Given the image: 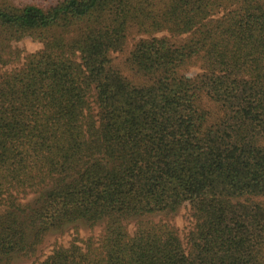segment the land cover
<instances>
[{"label":"trees","instance_id":"trees-1","mask_svg":"<svg viewBox=\"0 0 264 264\" xmlns=\"http://www.w3.org/2000/svg\"><path fill=\"white\" fill-rule=\"evenodd\" d=\"M14 1L0 69L42 49L0 73V264L79 223L101 232L33 264H264V0ZM130 25L191 37L140 41L133 86L109 59ZM182 208V234L149 219Z\"/></svg>","mask_w":264,"mask_h":264},{"label":"rangeland","instance_id":"rangeland-1","mask_svg":"<svg viewBox=\"0 0 264 264\" xmlns=\"http://www.w3.org/2000/svg\"><path fill=\"white\" fill-rule=\"evenodd\" d=\"M33 1H42V0H33ZM19 2H29V0H16L13 3ZM224 13L223 10H219L218 13L214 15L215 18L221 16ZM191 36L189 35H181L174 36L166 30L158 31V32H143L139 30L137 27L130 25L127 28L125 34V42L122 46L121 50L117 52H113L110 54V65L117 70L126 81H128L133 86H141L146 81L143 80L141 76L136 75L133 71L130 70L128 66V58L131 52L134 50L135 46L142 40L151 39V38H164L169 41V43L175 47L180 44H184ZM12 48L15 51H19L20 60L17 62H13L9 66L0 69V73L3 71H9L14 68H18L22 65L24 61V57L27 54H32L38 52L42 49V45L36 41H32L30 38H24L17 43L12 44ZM201 64L200 60L197 62H189L186 65L179 68L178 72L181 76L194 78L198 74L201 73ZM199 105L202 109H205L209 113L210 121L217 119V114L219 112L216 104L210 100L206 95H201L199 100ZM93 110L95 111V107L93 104ZM34 198V195H30L27 197L26 201H31ZM148 219V218H146ZM154 222L162 221L168 222L171 225H174L177 230L180 231V234L184 233L189 226L188 222V211L186 208L179 209V211L170 217H165L162 214H156L153 217L149 218ZM102 224H98L93 229H89L84 224L79 223L76 227H70L66 229L63 233H51L46 236L43 243L39 246L37 253L31 258H20L14 262V264H33L37 259L42 260L46 256H48L55 245H64L67 246L70 241L76 235L80 237H89L90 235H98L101 232ZM129 232H132L134 229V224L131 222L127 225ZM77 230V231H75Z\"/></svg>","mask_w":264,"mask_h":264}]
</instances>
